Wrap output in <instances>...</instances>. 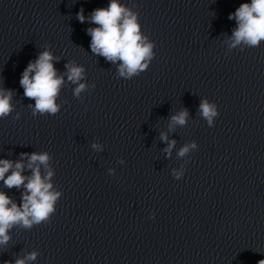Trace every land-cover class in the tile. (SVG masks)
<instances>
[{
    "label": "water",
    "instance_id": "obj_1",
    "mask_svg": "<svg viewBox=\"0 0 264 264\" xmlns=\"http://www.w3.org/2000/svg\"><path fill=\"white\" fill-rule=\"evenodd\" d=\"M109 2L0 0V87L15 92V110L0 119V159L49 152L52 182L62 192L50 222L11 230L0 264L33 250L39 255L31 264H258L264 41L231 52L227 41L236 26L229 14L251 0H121L156 45L149 68L132 79L91 52L87 28L95 25L77 19L81 8L88 16ZM45 46L60 58L59 74L74 61L95 88L81 102L65 76L60 112L33 116L28 105L35 102L24 97L20 79ZM205 97L218 108L213 127L198 115ZM182 108L187 125L169 132L170 116ZM161 132L177 141L171 158ZM190 141L198 148L178 158ZM182 165L177 180L172 169ZM0 191L20 203L22 189L0 182Z\"/></svg>",
    "mask_w": 264,
    "mask_h": 264
},
{
    "label": "clouds",
    "instance_id": "obj_2",
    "mask_svg": "<svg viewBox=\"0 0 264 264\" xmlns=\"http://www.w3.org/2000/svg\"><path fill=\"white\" fill-rule=\"evenodd\" d=\"M139 13L121 3V0H110L107 7L96 8L90 15H84L81 8L77 13V19L84 23L86 20L95 25L88 27L87 34L91 37V52L96 56L104 57L107 62L117 66V76L124 79H132L139 76L149 68L155 57V43L142 32L139 22ZM229 20H235L236 26L232 29L231 36L227 37L228 50L243 45L245 47H257L264 41V0H251L250 3H242L228 16ZM243 48H241L242 50ZM54 56L50 46H45L37 58L30 61L21 74L20 86L24 89V97L34 100V104L28 107L32 115H56L61 110L58 103L61 89L67 81L75 85L73 95L81 99V94L94 89L95 84L89 85L86 81V69L74 61L65 64V72L59 74L54 62L59 61ZM15 92L11 89L0 87V119L7 118L15 110L13 97ZM198 115L206 120L209 127H213L219 112L217 105L209 99L202 98L198 107ZM20 113H16L15 119H19ZM189 121V111L182 108L171 115L168 121L169 132L177 126L184 127ZM159 139L167 144L163 149L168 158H171L176 140H170L167 132H161ZM94 151L102 152L103 145L94 142L91 144ZM196 141L185 143L176 152L178 158H183L196 150ZM52 156L49 152H22L19 159H0V182L7 189L21 190V201L18 204L5 191H0V246H6L12 239L10 232L19 227L30 230L33 226L51 221L56 212V204L62 196L52 182L55 175L50 163ZM124 160H118L124 164ZM45 171L42 173L41 168ZM30 170L29 175L25 171ZM185 166L172 169L175 179L183 178ZM109 174H114L115 169L110 168ZM150 218H155L152 213ZM39 252L33 250L24 256L15 258L14 264H31L36 261ZM6 264H13L8 261ZM264 264V260L258 261Z\"/></svg>",
    "mask_w": 264,
    "mask_h": 264
}]
</instances>
